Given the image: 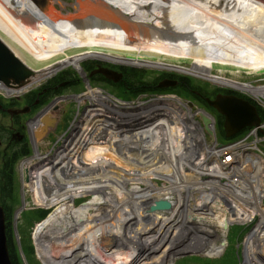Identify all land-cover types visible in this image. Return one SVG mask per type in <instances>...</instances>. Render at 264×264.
<instances>
[{
	"label": "bare ground",
	"instance_id": "1",
	"mask_svg": "<svg viewBox=\"0 0 264 264\" xmlns=\"http://www.w3.org/2000/svg\"><path fill=\"white\" fill-rule=\"evenodd\" d=\"M83 1L86 2L78 0L81 9ZM103 1L112 11L126 17L124 25L128 29L137 25L154 30L156 41L136 47L116 44L119 38L106 42L107 38L98 37L91 28L95 22L88 14L63 15L55 11L53 4L61 5L59 0H49L51 9L47 12L31 0H0V39L28 69V65L36 68L30 69L32 75L24 87L7 88L0 83V91L19 93L64 67L72 64L79 67L85 60L96 59L113 65L185 70L264 103V85L249 84L256 80L255 76H261L257 80L264 79V0ZM212 70L227 71L232 79L219 76L221 73L212 75ZM240 74L252 80L241 82L236 77ZM87 84V90L76 97L78 113L62 146L45 155L37 150L22 165L29 178L27 185L35 192L59 184L72 190L71 199L67 194L61 201H70L68 212L65 215L61 212L58 221L47 223L36 235L43 261L46 264H174L176 257L186 253L221 252L227 237L224 225L229 227L225 205L211 200L214 194L210 197L207 183L197 184L187 197V182L177 173L181 168L186 172L179 149L185 148L183 141H188L189 132L198 125L191 119L205 113L189 110L187 103L172 94L136 105L118 104L102 87H96L100 84L89 78ZM58 104L59 101L53 102L29 123L35 136L31 135L32 140L53 122L52 109ZM82 105L86 108L81 110ZM159 118H164L172 134L169 135L173 138L171 148L178 151L174 152L173 160L176 171L171 174L170 186L163 190L157 189L153 179L171 171L168 164L162 173L158 166L169 157L160 159L159 150L149 142L155 130L163 127L157 124ZM197 127V131H203L200 125ZM209 129L212 130V125ZM238 149L229 151L238 154ZM240 156L234 157L233 162L237 166L246 163L242 175H229L239 179L246 176L248 181L255 178L256 192L263 195L262 164ZM218 162L207 166L202 163L197 168L201 173L197 175L201 179L223 178ZM223 176L228 177V173ZM79 186L98 191L83 208L75 211ZM260 200L258 197L256 207ZM43 201L44 197L41 206ZM158 201L168 202L170 210L148 213ZM52 209L55 208L48 210ZM19 214L20 211L17 218ZM262 223L263 220L245 242L248 264H264V242L256 236L264 228ZM220 229L222 238H219Z\"/></svg>",
	"mask_w": 264,
	"mask_h": 264
},
{
	"label": "rangeland",
	"instance_id": "2",
	"mask_svg": "<svg viewBox=\"0 0 264 264\" xmlns=\"http://www.w3.org/2000/svg\"><path fill=\"white\" fill-rule=\"evenodd\" d=\"M85 1L86 2H84V1L82 2V4H83L82 9L80 8V6L78 4V0H59L61 5L54 3L52 8L59 13L61 12L63 15L79 14L80 12H81L80 16L88 14L95 22L91 25V28L98 35V37L104 36L105 38H107L106 42H110V40L113 38H119V41L116 44L122 43L126 47H136V46H141V45L153 44L156 41V37H155L156 32L154 30H149L145 27H142V26L139 27L137 25H132V27L130 29H128L127 26L124 25L126 22V17L123 16L122 14H120L119 12L112 11L110 9V7L104 3L103 0H85ZM50 9H51V7H49V10ZM102 25H105L106 27L102 26ZM2 26H4V25H2ZM72 32H74V28H73ZM27 65H28V63H27ZM28 67H29V69H33V70L36 69V68L31 67L29 65H28ZM87 67H93L95 70H98L100 68H104V69H109L112 71H119V72H121L122 70H125V69L136 70V71L140 72L141 80L143 82H146V83L154 81L163 75L164 76L165 75L166 76H174L177 80L180 77V81L182 82V84L180 86L175 85L174 89H169V88L158 89V88H155V90H157V91L175 90L177 88H181V89L185 88L186 89L187 88V84L185 85V83H187L186 78L187 79L192 78L194 80V81H192L193 84H197L198 87L201 86V88H203L202 94H204V92L209 94L211 91L217 90V89L229 88V87H225V86H221V85L212 83L211 81H209L205 78H202L199 75H193L190 72L188 73V71H185V70L178 71V69L173 68V67H162V69L140 68V67L128 66V65H124V66L123 65H113V64H110V63L105 62V61L96 60V59H89V60H85L83 63H81L79 67L74 65V64L67 66V67H64V68L60 69L59 71H57L56 73H54L53 75H50L51 77L49 76L47 78L42 79L40 82L32 84L31 86H27L26 89L25 88L22 89L19 93L8 94L5 91L4 92L0 91V97H2L4 99H8V100H14L15 102L22 104L23 103L22 101L24 100L26 95L31 94L34 91H36V90L40 89L41 87H43L44 85H46L48 83V81L53 80L57 76V74L61 73L62 70H63V72L67 71V70H68V72H71L70 78H71V76L76 77L75 76V74H76L78 79H79V82L84 85V90L82 89L81 86L78 85L80 87V89L82 90L80 92H76L68 86H62L60 89H58V92L60 94L56 95V97L50 101H47V96L45 95V98L42 100V104L38 105V107L35 109L34 112H31L29 110L25 114L27 116V117H25V120L22 118V119H20L21 121L18 120L16 122L11 117H8L5 115H3V116L0 115V128L7 130V131L0 130V133H1L0 134V150H9L10 149V148H8L9 146H15V145H12L13 141H15L17 143V145H20V147L13 148L12 149L13 151H18V149L22 150V148L26 149V155L23 157L16 158V160L14 161L13 167H12V173L15 176L16 183L17 182L19 183V195H20V197H19L20 202H19L18 206L16 207L15 212H14L13 217H12V224L14 227H16L15 230H16L17 237H18L17 227L20 229L21 226H23L22 225V219H20L21 213L19 214L18 218L16 217L17 211L22 212L24 209H27L28 212L36 211L33 208H41V209H47V210L50 209V207H42L40 204L42 203L43 197L45 198L47 196V194H49V192L52 190H55V192H53V193H57L59 196H64L63 198H65L67 194H68V197H70V199L72 197L71 188L63 187V186H61V184H59V186H57V187L46 188L40 192H35L34 189H32L31 187H29L27 185L29 178L26 176L25 172H23L22 165L29 162L31 160V158L36 155L37 150H38L39 154L45 155V153H47V152L51 153V150L53 151L54 148H60L63 144V140L68 137V133L70 132V127L74 123L75 117H76V115L78 113V109H79L78 103L76 102V97L78 95L82 94V92L87 90V85H88L87 84V78L90 79V76L87 77L85 75L86 70H83V68H87ZM119 67H124V68H119ZM151 67H153V66H151ZM81 71H83V73ZM218 73H221L219 76L224 77V78H231L232 77L229 75L231 73H228L227 71H222V72H218L217 70L211 71L212 75L217 76ZM236 77L241 82H249L252 80V79L249 80L247 78H244V75H241V74L237 75ZM92 78L94 80H97L96 77H92ZM255 78H256V80L251 81L249 83L250 85H252L254 87H259V86L264 85V79L257 80V78L259 79V78H261V76H255ZM165 79L168 80L167 77H165ZM192 79H190V80H192ZM169 80H171V79H169ZM73 81L75 83H78V81L76 79H74ZM109 81H111V80H109ZM159 82L156 83V86L159 84ZM95 83L102 85L101 83H99V81H97ZM96 87H99V86H96ZM100 87L104 88L103 85ZM110 88L111 87L104 88L103 90L106 91L108 94H110V91H111ZM228 90H230V89H228ZM185 92L187 93V90ZM107 93H105V94L108 95ZM164 93H167V92H164ZM164 93H162V94H164ZM241 93L249 96V94H247V93H243V92H241ZM110 95H112V94H110ZM113 95H116V94L113 93ZM157 97L158 96H150V95L144 94V96H141L134 101H130L131 103L121 102L120 100L115 98V96H113L111 98L114 101H116L118 104H135L136 105L139 103L151 101L152 99L157 98ZM180 98L183 102H185V103L188 102V101H186L187 99L184 96H181ZM2 101H4V100L2 99ZM55 101H59L60 104L54 105L53 109H52V112H53V118L52 119L53 120L51 119V121H53L55 123L54 126L47 128V133L45 134V136H43L41 138V140L39 142L37 141V139L34 140V138L32 140L31 135H33V134L31 133V131L29 129V123L31 121H33L41 112L46 110ZM257 103H259V102H257ZM37 104H38V101H37ZM157 105L166 106L165 104H161V103H158ZM193 105H194L192 107L193 112L197 111V109H196L197 107H202V108L204 107V106H199L197 103H195V104L193 103ZM260 107L263 109V107L261 105H260ZM8 108L15 109L14 107H8ZM16 108L17 109L18 108L23 109L24 106H20V107L17 106ZM80 108L82 110V109H85L86 107H85V105H82V106H80ZM67 112H69L72 119L68 123L67 128L64 129L63 124H65L68 121V119L66 118ZM193 120L195 122L198 121L197 116L194 117ZM193 120L191 119L192 123H194ZM158 123H161L160 125H162L163 127L159 126L155 130V133L152 136V140L149 142L151 144H153L154 147L159 150L158 155H159L160 159H163L164 156H166L165 159L167 158V156L169 157L167 162H161V164H158V166L161 167V173H162L163 168L168 164L170 167V170L172 171V172L170 171L168 173L170 176L169 177L166 176L168 174H165L163 172L161 175H158V176L154 177V179H153L154 185L157 187V189L163 190L166 187H169L171 184L169 179L171 178V174H174L176 171V170H174L175 166L173 163L174 152L176 154V153H178V151H175L174 149L171 148V146L173 145V142H172L173 138H171L172 136H169V135H172V134H171V132L169 133V129L166 128L165 123L163 122V118L157 119V124ZM194 124L196 125V123H194ZM186 125H188V124H186ZM57 126H58V128H56ZM39 131H36V132H39ZM12 134L15 136L14 137L15 139L12 138V136H11ZM196 134H197V136L190 139L191 141L188 142V144H187V140L183 141L184 143H186V146L183 149H179V152H181V154H182L180 156V159L183 161V164L186 165L187 167H186V172H185V168L184 169L181 168L180 170H177V173L179 174V176L184 181L187 182V188H185V190L187 191V197L188 196L190 197L193 190L197 188V186H196L197 184L200 185V183H207L209 185L207 188V192L210 193V197L212 196L211 194H214V198L211 200L212 201L219 200V201L223 202V204L228 205V206L226 205L225 207H226V209L228 208L227 209V217L229 219V225H230L229 228H231L233 226H237V225L243 226L246 228L245 232L243 234H241L240 238L236 241V243H234V245H236L235 248L238 251V264H248L245 260V242L250 237V235L255 230H257L258 226L260 225V222L262 220L264 221V197H263L264 193H263V195H259V192L258 193L256 192V189H255L256 179L255 178L250 180L251 181L250 182V181H248L249 178L246 176L244 178L239 179V178H235V177L233 178V175H229L230 173H232V174H237L238 176H241L242 175V167H243V169H245L246 163H243V164L241 163L237 166V165H235L236 163L233 162V164L230 165L229 169L224 172V173H226V172L228 173V178H225V179H223V178H221V179H215V178H206L205 179V178H203V179H201L197 175L198 173H201V171L199 172L197 170V168L201 167L199 165H201L202 163L205 164V162L203 160L205 157L207 159L208 155H209V160L206 162V164L204 166H207L208 163H209L208 165H211V164L218 161V159H217L218 155L215 154V153H218L217 152V146H216L218 143L216 141H214V139H211L209 136H206L205 138L201 137L199 135L198 131L196 132ZM253 135L252 134L250 135L247 143H251L252 144L251 147L257 146L258 148L264 150V142L259 143L260 138L259 137L254 138ZM33 137H35V136L33 135ZM240 140H242V138L238 139L234 143H236ZM37 143H38V146H36ZM169 148H171V149H169ZM245 153L247 154V152H245ZM212 154H214L217 157H214ZM178 160H179V158L177 157L176 162H178ZM249 163H252V162L249 161ZM141 165H143V163ZM247 166H248V168L251 167L249 164ZM234 167H236V168H234ZM239 168H241V169H239ZM32 173L34 174V171ZM38 173H40V172L37 171V174ZM205 174L209 175L206 172H205ZM50 177L51 176H48V178H50ZM261 179H262V189L264 190V176ZM253 181H255V182H253ZM25 184H26V186H25ZM247 184L251 185L252 190L250 189L249 186L244 187V185H247ZM96 188L89 187L87 190H84L83 187H81V186L78 187L77 192H76V196H75V201H74V207H75L74 210L75 211H79L81 207L83 208L85 206V204L88 202V200H90L92 198L91 195L93 193H95L96 191H98V189L96 190ZM56 189H59V190H56ZM245 190H248V191H245ZM244 191L247 193L246 197H245ZM242 193H244V195H242ZM249 195L252 197L249 198L248 197ZM258 197H261V200L259 202L260 206L258 205V207H256V205L258 203L257 202ZM77 198H84L82 200V202H80L81 204L77 203ZM190 200H192V198ZM78 204H80V206L76 207ZM252 205H254V206H252ZM69 206H70V201H68V200L58 203L57 205H55V207L53 206V208H56V210L51 211L52 214H51L50 218L52 219L54 217L52 221H54L58 217V213L60 215V213L63 212V215H65L68 212ZM258 208H261V209L257 210ZM148 213H151V212H149V210H148ZM61 217H59V218H61ZM221 219H222V216H221ZM56 221H58V220L56 219ZM44 222H46V220H44L38 226L33 225L32 227H29L27 229V231L31 237L30 238L31 243L36 247V251H35L36 260H38V262L40 264H46V263L43 261L41 252L40 253L38 252L39 246L37 247L38 244H37V240H36V235H37L38 231L47 224ZM261 225L264 226V223H262ZM223 230H225V229L223 228ZM228 230H227V233H228ZM228 235H229V233H228ZM228 235H227V240H228V243L230 244ZM256 236L259 238L260 242H264V228L260 231L259 234H256ZM219 238H222L221 230L219 231ZM18 240H19V237H18ZM18 240H16V241L18 242ZM223 243L224 242H222L221 245ZM223 251L224 250L222 249L221 252H219L216 255L214 253H210L209 251L208 252H201V253H186L184 255L176 257V259L174 260L173 263L178 264L181 260L186 259V258H192L193 256H197L200 258L216 259V258L221 256ZM24 264H27V263L24 261Z\"/></svg>",
	"mask_w": 264,
	"mask_h": 264
},
{
	"label": "trees",
	"instance_id": "3",
	"mask_svg": "<svg viewBox=\"0 0 264 264\" xmlns=\"http://www.w3.org/2000/svg\"><path fill=\"white\" fill-rule=\"evenodd\" d=\"M89 72L91 71V68L87 69ZM124 82L123 84L117 86L118 93L127 98H136L138 95L147 93L148 91L144 90L141 85L143 83L139 80L138 76L134 75V71L124 72ZM71 72L65 71L58 75V77H55L52 81H50L44 89H47L49 93L52 92V94H47V96H54L56 95L55 88H59L60 84L64 81H69L70 85H74L73 87H77V83H75L73 80L75 77L70 78ZM196 86L191 85L189 87V91L196 90ZM42 91V90H41ZM191 93V92H190ZM178 94L183 95L182 91H178ZM188 94L184 92V96ZM30 104L34 103V100L31 99L29 101ZM219 127L221 128V125L219 124ZM12 161L6 157V155L2 156L0 154V205L3 206L4 212H5V218H6V236H7V245L9 250L10 259L13 264H22L20 255H19V249L17 246V243L14 238V230L12 227V216L13 211L16 205L19 204V197L15 192V188L12 185ZM64 196H59L57 193H52L50 195H47L44 198L43 206L42 207H50L57 205L62 201ZM52 206V207H51ZM55 209H52L50 211H55ZM52 212L49 213L46 217V222H51L53 218L51 219ZM46 215V211L42 209H37L36 211L31 212H25L22 215L23 220V226H21L19 232L20 235V245L21 250L25 256V259L27 260L28 264H40L36 258H35V252H34V246L31 243V239L29 237V233L27 229L33 225L34 222L44 218ZM59 215V213H58ZM236 232H233V237L231 238L232 242H236L237 239L240 238L242 231L238 232V228H236ZM240 230V228H239ZM238 232V233H237ZM231 254L225 255L221 260L216 261H208L204 260L202 264H237V257L234 253L235 249L233 246L230 248Z\"/></svg>",
	"mask_w": 264,
	"mask_h": 264
},
{
	"label": "water",
	"instance_id": "4",
	"mask_svg": "<svg viewBox=\"0 0 264 264\" xmlns=\"http://www.w3.org/2000/svg\"><path fill=\"white\" fill-rule=\"evenodd\" d=\"M41 11L47 12L49 8V0H31ZM107 78L114 81L117 80L115 74L102 71ZM32 75V71L28 69L0 40V82L5 86L10 84L17 85L18 88L28 83V78ZM170 83L160 84L159 87H167ZM209 104L217 109V111L225 118V128L227 136H231L245 127L256 126L259 123V118L253 106L240 99L230 96H217L214 101ZM21 111L20 113H25ZM205 127L208 121L203 119ZM170 204L165 201H158L151 207V211L169 210ZM0 264H11L6 245V237L4 231V220L2 210L0 208Z\"/></svg>",
	"mask_w": 264,
	"mask_h": 264
},
{
	"label": "flooded vegetation",
	"instance_id": "5",
	"mask_svg": "<svg viewBox=\"0 0 264 264\" xmlns=\"http://www.w3.org/2000/svg\"><path fill=\"white\" fill-rule=\"evenodd\" d=\"M58 4V3H57Z\"/></svg>",
	"mask_w": 264,
	"mask_h": 264
}]
</instances>
